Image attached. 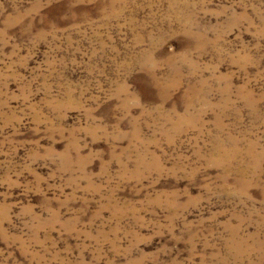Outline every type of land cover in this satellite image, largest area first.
Here are the masks:
<instances>
[{
	"label": "rangeland",
	"instance_id": "1",
	"mask_svg": "<svg viewBox=\"0 0 264 264\" xmlns=\"http://www.w3.org/2000/svg\"><path fill=\"white\" fill-rule=\"evenodd\" d=\"M0 264H264V0H0Z\"/></svg>",
	"mask_w": 264,
	"mask_h": 264
}]
</instances>
